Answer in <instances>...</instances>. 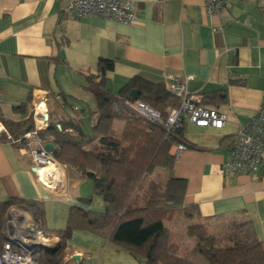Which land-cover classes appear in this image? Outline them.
<instances>
[{"label": "crops", "instance_id": "obj_1", "mask_svg": "<svg viewBox=\"0 0 264 264\" xmlns=\"http://www.w3.org/2000/svg\"><path fill=\"white\" fill-rule=\"evenodd\" d=\"M68 2L0 0V114L33 120L39 105L50 122L77 118L76 106L84 128L86 123L90 127L97 97L87 88L86 77L97 74L100 58L114 61L105 86L115 96L135 89L123 90L133 77L143 79L146 89L148 82L165 85V73L190 76L187 91L205 96L203 105L224 113L226 122L220 129L189 122L182 127L192 147L180 150L173 174L185 180L183 205L194 209L186 228L205 224L214 233L219 225L246 218L264 241V172L248 175L224 168L235 135L262 102L264 0H226L225 11L217 15L205 12L203 0H135L137 20L131 24L96 15L71 18L65 13ZM123 124L114 120V137L120 136ZM93 145H98L96 140ZM50 165L53 169L44 172L50 184L45 185L32 171L26 146L0 142V202L11 197L42 202L41 226L26 211L40 230L45 218L64 228L73 205L104 211V201L86 202L89 179L56 159ZM12 208L6 210L1 227ZM49 238L61 243L57 235ZM62 264L145 262L95 232L76 229L66 239Z\"/></svg>", "mask_w": 264, "mask_h": 264}, {"label": "trees", "instance_id": "obj_2", "mask_svg": "<svg viewBox=\"0 0 264 264\" xmlns=\"http://www.w3.org/2000/svg\"><path fill=\"white\" fill-rule=\"evenodd\" d=\"M112 59L98 60L97 74L87 75V88L97 97L93 111L95 119L90 132L81 118L50 119L47 127L37 131V139L55 145L53 157L92 182V194L102 198L103 212L70 206L65 227L55 230L61 247L55 253L43 252L39 264H62L66 239L76 229L95 232L126 249L145 264H264V241L256 236L250 219H232L227 223V244L221 245L215 233L205 224L190 225L186 230L192 243L181 251V245L171 242L170 229L165 225L175 214L191 219L194 209L183 205L185 180L173 174L176 157L170 153L174 143L192 147L182 135L183 126L167 132L163 125L115 109L117 100H133L129 92L112 95L105 86L107 71L113 69ZM133 77L124 89L138 90L137 100L147 102L166 118L169 109L177 107L179 99L166 90L163 83L148 82ZM205 96L201 99V104ZM115 119L124 121L120 136L112 135ZM3 129L0 142L26 146V128H34L32 117L16 121L0 114ZM20 140V141H19ZM97 146H94V141ZM162 169L167 173L165 183L152 179L142 193L144 178ZM91 198L86 199L89 203ZM14 206L29 212L39 226L43 220L42 202L16 197L0 202V229L6 210Z\"/></svg>", "mask_w": 264, "mask_h": 264}, {"label": "built area", "instance_id": "obj_3", "mask_svg": "<svg viewBox=\"0 0 264 264\" xmlns=\"http://www.w3.org/2000/svg\"><path fill=\"white\" fill-rule=\"evenodd\" d=\"M204 10L208 15H217L225 11L226 0H203ZM65 13L74 19L88 15H96L115 21L131 24L137 20V7L135 0H69ZM190 76L179 78L172 73H165V88L180 101L177 107L169 110L166 118L143 100L115 101L118 112L130 116L144 118L164 126L167 132L174 131L189 122L199 127H213L220 129L226 122V115L215 108L205 107L201 104L200 93H189L186 83ZM37 107V106H36ZM39 105L33 113L34 128L25 132L27 153L31 160L32 171L36 178L48 185L46 173L42 170L55 161L52 152L43 149V143L37 139V131L47 127L49 118L45 119ZM81 118L78 107H73ZM20 141V140H19ZM185 145L178 144L170 152L175 157ZM224 168L232 173H245L253 175L264 172V92L262 102L255 115L241 127L235 135L230 148V156ZM24 210L12 208L0 229V264H39V258L44 252L42 246H53L57 242L44 235L29 218ZM46 240V243H43Z\"/></svg>", "mask_w": 264, "mask_h": 264}, {"label": "rangeland", "instance_id": "obj_4", "mask_svg": "<svg viewBox=\"0 0 264 264\" xmlns=\"http://www.w3.org/2000/svg\"><path fill=\"white\" fill-rule=\"evenodd\" d=\"M67 108H68L67 110L68 113H70L69 110L70 107L67 106ZM85 129L87 132H90V128L87 123ZM165 176H166V172L164 170L159 168L155 169L153 173H151L150 175L144 178V182L142 184V187L139 189L138 193L143 192V188L145 187L147 182H149L151 179L163 185L165 183ZM87 198H91L94 202L97 201L98 199H99L98 201H103L101 197L92 194V182H91V194ZM186 223H187V219L182 214H175L171 220L165 221V225L170 229L171 232L170 235L171 242L180 244L181 251L185 250L187 248V245H190L192 243L191 238L188 236L186 230L187 229ZM45 224H46L45 227H43L42 229L44 235L53 236L55 234L54 233L55 229L57 230L58 227H55V224H53L52 221L49 222L46 218H45ZM53 227L55 228L53 229ZM214 233L217 235L218 241L221 245L228 243V240L226 238L227 229L225 227H221V225H219L218 231H215Z\"/></svg>", "mask_w": 264, "mask_h": 264}, {"label": "water", "instance_id": "obj_5", "mask_svg": "<svg viewBox=\"0 0 264 264\" xmlns=\"http://www.w3.org/2000/svg\"><path fill=\"white\" fill-rule=\"evenodd\" d=\"M137 94H138V90L133 89V90L130 91V95H131V97H132L133 100H136L137 99ZM43 117L45 119H48L49 118L48 112H45L43 114ZM29 130H30V126H28L26 128V132L29 131ZM54 147H55V145L53 143H51V142H47V143H45L43 145V149L45 151H47V152H52L54 150ZM60 247H61V243L60 242H57L53 246H45V245H43L42 246V249H43L44 252H47V253H55V252H57L60 249ZM73 259H78V256L77 255H74Z\"/></svg>", "mask_w": 264, "mask_h": 264}, {"label": "bare ground", "instance_id": "obj_6", "mask_svg": "<svg viewBox=\"0 0 264 264\" xmlns=\"http://www.w3.org/2000/svg\"><path fill=\"white\" fill-rule=\"evenodd\" d=\"M1 128V127H0ZM44 169V168H43ZM51 169H53V166L52 165H50L48 168H45L44 170H42V176H43V173L45 172V171H49V170H51ZM56 169V168H55ZM50 172V171H49ZM46 240H43V243H46L45 242Z\"/></svg>", "mask_w": 264, "mask_h": 264}]
</instances>
